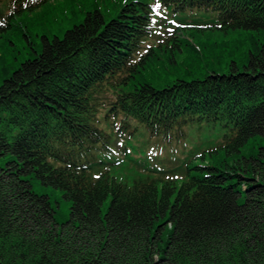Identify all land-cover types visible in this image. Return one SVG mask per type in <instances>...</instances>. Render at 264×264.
Masks as SVG:
<instances>
[{
    "label": "trees",
    "instance_id": "obj_1",
    "mask_svg": "<svg viewBox=\"0 0 264 264\" xmlns=\"http://www.w3.org/2000/svg\"><path fill=\"white\" fill-rule=\"evenodd\" d=\"M48 1L0 0V37ZM113 5L43 36L11 69L14 43L0 44V264H264V143L232 164L187 166L179 180L176 167L152 170L126 146L138 123L168 137L202 119L229 127L227 152L264 138V41L249 31L264 28V0ZM212 28L248 30L242 68L132 83L156 47L181 48L185 33ZM102 118L117 127L112 141ZM114 152L139 176H112ZM33 178L68 200L65 219Z\"/></svg>",
    "mask_w": 264,
    "mask_h": 264
},
{
    "label": "rangeland",
    "instance_id": "obj_2",
    "mask_svg": "<svg viewBox=\"0 0 264 264\" xmlns=\"http://www.w3.org/2000/svg\"><path fill=\"white\" fill-rule=\"evenodd\" d=\"M114 1L116 0H49L34 11L27 12L25 21L16 23V30L0 37V44L10 40L14 43L10 45L13 49L8 57L10 69L32 55L34 49L39 50L43 36L50 39L54 35L62 36L65 29L83 20L87 10L100 9L107 17L114 8ZM17 29L21 33L24 31L26 37L23 33L15 35ZM246 31L248 30L242 28H212L202 31L193 29L190 34H184L185 41L180 44L182 49H174L171 45L162 49L156 47L157 59L150 65L141 67L135 74L136 77L132 78V83L142 81L162 86L177 78L202 77L211 71L225 72L233 62L242 68L251 49ZM249 31L254 33L258 42L264 41V28ZM154 42L155 39L148 38L143 44L155 45ZM2 77L0 74V81ZM97 125L110 133L111 141L114 140L113 131L117 129L115 123L102 118ZM229 133L227 125L204 119L187 122L182 125L180 133L172 132L168 137L163 133H151L147 127L138 123L126 146L132 151L140 150L135 155L152 170V165L159 169L176 167L179 180L187 171V166L190 167V172H200L198 165L232 164L237 158L252 153L264 143V138L255 134L240 145L238 150L227 152L223 147V140ZM113 146L118 148V145ZM107 156V160L113 162L109 166V172L117 180L129 183L139 176L135 165L118 159L116 152ZM178 165L181 167H177ZM32 185L37 192L50 193L53 205L58 208L57 215L60 220L68 216L69 202L58 189L42 184L37 178L32 179Z\"/></svg>",
    "mask_w": 264,
    "mask_h": 264
}]
</instances>
